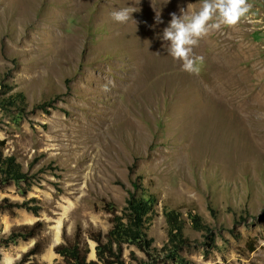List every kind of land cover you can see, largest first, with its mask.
<instances>
[{
    "label": "rangeland",
    "instance_id": "1",
    "mask_svg": "<svg viewBox=\"0 0 264 264\" xmlns=\"http://www.w3.org/2000/svg\"><path fill=\"white\" fill-rule=\"evenodd\" d=\"M163 1L0 0V140L28 174L0 183V201L26 205L0 213V236L43 224L34 239L0 244V264L37 238V260L61 264L64 233H106L109 211L123 215L130 195L145 194L155 198L153 247L168 241L171 210L197 242L161 264H264V0L200 41L198 75L167 54ZM201 3L179 4L190 13ZM129 6L134 20L116 23L111 13ZM16 95L23 106L3 104Z\"/></svg>",
    "mask_w": 264,
    "mask_h": 264
},
{
    "label": "trees",
    "instance_id": "2",
    "mask_svg": "<svg viewBox=\"0 0 264 264\" xmlns=\"http://www.w3.org/2000/svg\"><path fill=\"white\" fill-rule=\"evenodd\" d=\"M5 99L6 107L23 106L22 97L16 95ZM5 141L0 140V183L27 180L28 174L14 157L4 155ZM155 200L153 195L145 194L136 198L130 195L126 202L123 215H118L110 210V228L104 233L100 230L84 231L80 226L68 236L63 234V243L54 248L55 254L62 258L61 264H161L162 255L166 252L182 250L195 245L196 241L184 233V223L180 215L174 210L165 214L168 227V241L163 248L158 250L153 247V240L148 236V230L154 214L152 205ZM26 208L24 203L11 202L8 199L0 201L1 212H13L16 209ZM191 222L196 227H203L202 219L190 213ZM43 224L36 222L12 229L7 237L0 236V244H8L18 239L30 240L40 235ZM207 248L214 242L207 240ZM95 244V259H89L92 247ZM45 241L37 238L32 248L23 254L15 264H45L39 262L37 257L43 254ZM125 251L128 255L125 256ZM207 252V251H206ZM141 254V257L137 255Z\"/></svg>",
    "mask_w": 264,
    "mask_h": 264
},
{
    "label": "clouds",
    "instance_id": "3",
    "mask_svg": "<svg viewBox=\"0 0 264 264\" xmlns=\"http://www.w3.org/2000/svg\"><path fill=\"white\" fill-rule=\"evenodd\" d=\"M250 10L247 0H202L199 9L194 12L181 8L179 15L171 13L160 39L168 43L167 54L181 63L182 71L198 75L204 57L197 56L194 50L200 41L213 32L237 26L242 20L249 19ZM136 11L138 8L129 6L113 11L111 16L116 23L127 24L134 20L132 14ZM155 20L157 24L163 23L160 13L156 14ZM256 119H264V112H258Z\"/></svg>",
    "mask_w": 264,
    "mask_h": 264
},
{
    "label": "bare ground",
    "instance_id": "4",
    "mask_svg": "<svg viewBox=\"0 0 264 264\" xmlns=\"http://www.w3.org/2000/svg\"><path fill=\"white\" fill-rule=\"evenodd\" d=\"M162 2V1H161ZM167 1H163V5L166 6V10H164V14L167 15V16H171L170 14L171 13H180V9H181V5L179 4L180 3V0H176V5L171 1L169 0V2L167 3ZM179 4V6L177 5ZM160 7V6H159ZM165 8V7H164ZM219 78V77H218ZM222 78V77H221ZM226 84V83H225ZM223 84V85H225ZM229 85H225L224 88L226 89V91L230 90V88L232 87H228ZM228 93V92H227ZM212 95H215L216 99H219V100H226V97H225V94L226 92L224 90H212L211 92ZM229 94V93H228ZM211 95V96H212ZM58 236H59V229L56 230L55 232V238L56 240L58 239ZM93 253V250L91 251ZM91 254V253H90ZM92 255V254H91ZM93 256V255H92ZM9 263V261L7 262Z\"/></svg>",
    "mask_w": 264,
    "mask_h": 264
},
{
    "label": "water",
    "instance_id": "5",
    "mask_svg": "<svg viewBox=\"0 0 264 264\" xmlns=\"http://www.w3.org/2000/svg\"><path fill=\"white\" fill-rule=\"evenodd\" d=\"M54 241H55V239H54ZM92 250H93V253L91 252V254H92L93 256L90 254V259H95V250H94V247H93Z\"/></svg>",
    "mask_w": 264,
    "mask_h": 264
}]
</instances>
